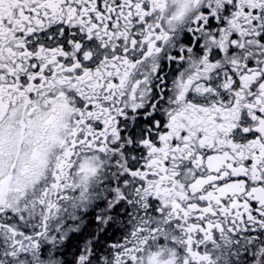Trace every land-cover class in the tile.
Instances as JSON below:
<instances>
[{"label":"flooded vegetation","instance_id":"obj_1","mask_svg":"<svg viewBox=\"0 0 264 264\" xmlns=\"http://www.w3.org/2000/svg\"><path fill=\"white\" fill-rule=\"evenodd\" d=\"M0 264H264V0H0Z\"/></svg>","mask_w":264,"mask_h":264}]
</instances>
